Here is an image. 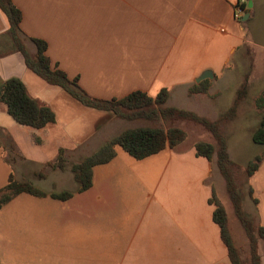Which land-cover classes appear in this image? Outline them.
Here are the masks:
<instances>
[{
	"label": "crops",
	"instance_id": "obj_1",
	"mask_svg": "<svg viewBox=\"0 0 264 264\" xmlns=\"http://www.w3.org/2000/svg\"><path fill=\"white\" fill-rule=\"evenodd\" d=\"M238 1L13 0L23 14L24 37L46 41L52 65L70 79L78 78L91 97L122 99L141 91L154 98L167 89V107L198 114L191 107L204 108L208 96L190 97L189 88L206 71L214 75L208 79L212 84L224 78L247 41L245 24L251 15L246 21V15L235 20ZM7 31L0 11V86L12 78L22 80L29 94L55 114L49 96L65 97L74 105L76 100L56 86L44 87L48 100L32 94L28 84L44 81L26 67ZM26 45L35 53L30 40ZM257 76L264 81V69ZM13 121L6 105L0 104V191L13 172L17 180L32 183L48 196L22 193L0 208V264H231L213 221L215 207L209 204L213 187L220 195L225 185L219 177L215 184L207 181L217 176L210 162L206 177L171 171L160 185L164 176L157 184L151 172L117 170L122 163H136L116 147V158L94 169L92 188L79 193L72 166L67 165L74 150L55 139L62 136L58 120L42 130ZM22 136L36 148L35 156L23 153ZM61 149L66 168L54 170L49 164ZM167 151L173 150L157 155ZM174 178H180L179 184ZM249 186L258 200L259 225L264 226V162ZM62 192L74 196L67 201L50 196ZM93 204L96 217L90 212ZM262 253L264 260V240Z\"/></svg>",
	"mask_w": 264,
	"mask_h": 264
},
{
	"label": "trees",
	"instance_id": "obj_2",
	"mask_svg": "<svg viewBox=\"0 0 264 264\" xmlns=\"http://www.w3.org/2000/svg\"><path fill=\"white\" fill-rule=\"evenodd\" d=\"M247 7L248 5H243V8L247 9ZM0 11L7 19V34L15 51L22 54L26 67L44 82L63 89L86 108L105 112L117 119L129 122L145 121L155 124L127 129L107 141L93 154L74 164L71 171L75 181L80 185L79 193L92 188L94 169L112 162L117 156L116 147H120L132 158L141 161L160 154L168 148L174 150L185 142L187 133L183 128L177 126V123L190 122L201 126L210 133L214 143L203 140L196 142L195 155L210 163L216 162L225 183L226 194L233 206L234 215L251 241L253 264H261L256 244L259 240H264V226H257L244 210V196L241 193V184L237 174L238 165L229 156L228 142L220 126L222 120L236 112L235 108L242 97L241 93L234 105L227 111L228 114L217 121H212L193 111L167 107L170 96L167 89H162L154 98L141 91L133 92L122 99L106 100L91 97L80 87L78 78L70 79L63 70L52 65L47 55L48 44L46 41L24 37L21 29L23 14L13 0H0ZM26 39L35 45V53H31L27 48ZM209 86V80L195 84L190 87L189 95H206ZM0 104L6 105L8 114L21 126L42 130L56 124V114L53 109L31 96L24 82L18 78L9 79L0 86ZM258 105L260 108L264 107V98L259 99ZM252 141L257 145L264 146V120L252 132ZM35 142L39 144L40 140L37 138ZM262 162H264V150L248 162L245 168L248 179L259 170ZM49 166L54 170L66 168L64 149L59 151L57 158ZM22 193L36 197L48 196L32 183L17 180L12 172L7 187L0 191V208ZM50 196L59 201H67L74 196V193H53ZM250 196L253 197L252 189ZM253 200L258 204L257 199L253 198ZM209 204L215 207L213 221L219 226L221 239L227 248L231 264H242L230 229L228 212L219 200L214 187Z\"/></svg>",
	"mask_w": 264,
	"mask_h": 264
},
{
	"label": "rangeland",
	"instance_id": "obj_3",
	"mask_svg": "<svg viewBox=\"0 0 264 264\" xmlns=\"http://www.w3.org/2000/svg\"><path fill=\"white\" fill-rule=\"evenodd\" d=\"M249 1L253 3L251 8L247 7L245 9V15L248 13L251 15L246 22L247 24H245L248 28L247 41L235 53L231 65L225 71L224 78L220 81H215L213 84L210 81L208 94L200 95L208 96V98H205L207 103H205L204 108L200 109L196 105V107L191 108H194L195 111H200L199 115L212 121L221 120L228 114L227 111L234 105L239 94H242L236 105V112L229 118L222 120L220 126L228 142L229 156L238 165L237 174L241 184V193L244 196V210L252 221L259 226L256 212L257 204L253 200L254 196H250L251 189L245 168L254 156L259 155L264 150V146L257 145L252 141V132L264 120V107L260 108L258 105L259 99L264 98V81H259L257 76L264 69V49H262L264 46V5L262 2L264 0H245L244 3L249 5ZM259 31L263 32V34H259ZM37 81L36 83L34 81L28 84L30 91L32 94L41 97V99L48 100L45 99L48 98V95L43 89L44 87L50 88V85L47 86L48 84L46 85L39 79ZM211 89L212 94L210 93ZM49 99L56 110L57 123L60 127L57 133L62 134L61 137L56 134V142H59L64 148H72L74 150L67 158V165L71 166L93 154L107 140H111L127 129L155 125L145 121L129 122L117 119L105 112L82 108L81 104H76L77 101L70 106V104H67L66 98L62 96H53L52 98L49 96ZM12 123L15 122L13 121ZM176 125L183 128L187 133L185 142L176 149L164 152L160 156L149 157L148 160L138 161L121 148H118L119 151L131 157L136 164L131 166L122 163L117 167V170L125 171L126 169L128 171V169L133 168L143 172H151L152 174L149 176H152V181L154 183L157 182V184L160 177L164 176L160 185H163L171 176V171L191 172L196 176L206 177L209 169L208 161L204 158L196 157L194 146L200 140L214 143L212 136L201 126L190 122H179ZM21 138L23 153L26 156L29 155V157L35 156L37 154L34 152L36 148L26 144L24 136ZM215 163L213 161L211 164L217 176L207 178V181L212 184L218 182L215 177H219L218 179L224 182ZM173 180H177L175 184H179L180 178H174ZM73 185L75 187L76 183ZM215 190L219 200L224 204L228 212L230 229L239 250L242 264H253L251 241L234 215L233 206L226 194V190L224 194L220 195H218L216 188ZM90 193L89 195H96L95 192ZM209 195L211 196V193ZM206 198V196H203V202H206ZM90 212H94L93 216L96 217L97 207L94 204L91 206ZM262 246L263 240H259L256 244V251L260 258V263L264 264Z\"/></svg>",
	"mask_w": 264,
	"mask_h": 264
},
{
	"label": "built area",
	"instance_id": "obj_4",
	"mask_svg": "<svg viewBox=\"0 0 264 264\" xmlns=\"http://www.w3.org/2000/svg\"><path fill=\"white\" fill-rule=\"evenodd\" d=\"M244 2L245 0H240L235 6V12H234L235 20L240 21L245 15V8H243V5L245 4ZM221 31L225 32L223 29Z\"/></svg>",
	"mask_w": 264,
	"mask_h": 264
},
{
	"label": "water",
	"instance_id": "obj_5",
	"mask_svg": "<svg viewBox=\"0 0 264 264\" xmlns=\"http://www.w3.org/2000/svg\"><path fill=\"white\" fill-rule=\"evenodd\" d=\"M248 7H249V8L252 7V2H251V1L249 2ZM249 16H250V15H249V13H248V14L246 15L244 21H246V20L249 18ZM213 77H214V75H213V73H212L211 71H206V72H204V73L199 77V79H197L196 83H197V84H200L201 82H203V81H205V80H208V79L212 80Z\"/></svg>",
	"mask_w": 264,
	"mask_h": 264
}]
</instances>
